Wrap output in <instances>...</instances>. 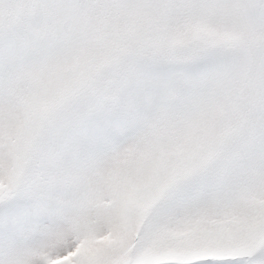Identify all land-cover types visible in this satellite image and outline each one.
Listing matches in <instances>:
<instances>
[{
    "label": "snow or ice",
    "instance_id": "obj_1",
    "mask_svg": "<svg viewBox=\"0 0 264 264\" xmlns=\"http://www.w3.org/2000/svg\"><path fill=\"white\" fill-rule=\"evenodd\" d=\"M0 264H264V0H0Z\"/></svg>",
    "mask_w": 264,
    "mask_h": 264
}]
</instances>
